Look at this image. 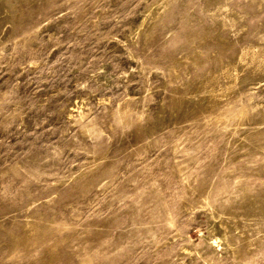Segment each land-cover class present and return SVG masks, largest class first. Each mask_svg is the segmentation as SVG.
Segmentation results:
<instances>
[{
	"label": "rangeland",
	"instance_id": "1",
	"mask_svg": "<svg viewBox=\"0 0 264 264\" xmlns=\"http://www.w3.org/2000/svg\"><path fill=\"white\" fill-rule=\"evenodd\" d=\"M0 264H264V0H0Z\"/></svg>",
	"mask_w": 264,
	"mask_h": 264
}]
</instances>
